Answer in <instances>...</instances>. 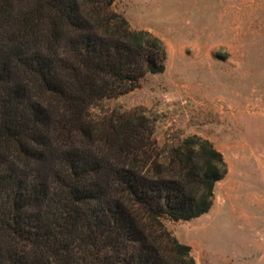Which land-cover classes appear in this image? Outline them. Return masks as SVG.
<instances>
[{
	"label": "trees",
	"instance_id": "16d2710c",
	"mask_svg": "<svg viewBox=\"0 0 264 264\" xmlns=\"http://www.w3.org/2000/svg\"><path fill=\"white\" fill-rule=\"evenodd\" d=\"M114 2L0 0V264H195L165 220L208 213L227 164L144 109L92 113L166 68Z\"/></svg>",
	"mask_w": 264,
	"mask_h": 264
},
{
	"label": "rangeland",
	"instance_id": "374dc122",
	"mask_svg": "<svg viewBox=\"0 0 264 264\" xmlns=\"http://www.w3.org/2000/svg\"><path fill=\"white\" fill-rule=\"evenodd\" d=\"M113 9L161 39L166 68L92 113L144 109L162 147L210 141L227 164L211 217L165 225L195 264H264V0H115Z\"/></svg>",
	"mask_w": 264,
	"mask_h": 264
},
{
	"label": "crops",
	"instance_id": "0c3cea01",
	"mask_svg": "<svg viewBox=\"0 0 264 264\" xmlns=\"http://www.w3.org/2000/svg\"><path fill=\"white\" fill-rule=\"evenodd\" d=\"M214 211V206H212V208L210 209V211L208 212V213H206V214H204V215H202L201 217H199V218H196V219H193V220H191V221H187V223H194L195 221H199L200 219H202V218H206V217H211L210 215H211V213ZM190 244V243H189ZM189 246V245H188Z\"/></svg>",
	"mask_w": 264,
	"mask_h": 264
}]
</instances>
